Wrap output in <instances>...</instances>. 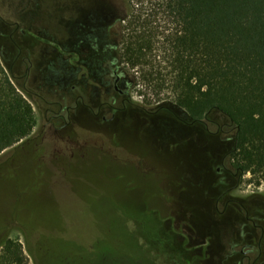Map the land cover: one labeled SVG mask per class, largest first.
I'll use <instances>...</instances> for the list:
<instances>
[{"label":"rangeland","instance_id":"rangeland-1","mask_svg":"<svg viewBox=\"0 0 264 264\" xmlns=\"http://www.w3.org/2000/svg\"><path fill=\"white\" fill-rule=\"evenodd\" d=\"M41 1L49 49L59 35V48L75 50L80 63L87 53L95 64L101 52L112 58L105 35L122 13L120 0ZM1 58L7 66L11 54L5 49ZM12 82L36 120L26 138L0 152V242H20L28 264H93L90 251L101 245L110 264H237L242 250L264 264V178L256 184L243 173L233 204H216L226 187L216 167L234 136L216 131L225 116L193 122L126 81L133 103L112 119L102 111L106 120L81 108L50 149L42 139L45 106ZM95 83L97 106L105 93L97 72Z\"/></svg>","mask_w":264,"mask_h":264},{"label":"trees","instance_id":"trees-1","mask_svg":"<svg viewBox=\"0 0 264 264\" xmlns=\"http://www.w3.org/2000/svg\"><path fill=\"white\" fill-rule=\"evenodd\" d=\"M108 25L114 67L159 109H180L191 121L218 112L234 130L230 159L256 184L264 178V0H120ZM119 73V72H118ZM0 56V152L35 125ZM104 245L93 264H110ZM110 251V249L108 250ZM94 256H98L93 260ZM90 260V261H91ZM114 263V262H113ZM0 264H28L22 244L0 242Z\"/></svg>","mask_w":264,"mask_h":264},{"label":"flooded vegetation","instance_id":"flooded-vegetation-1","mask_svg":"<svg viewBox=\"0 0 264 264\" xmlns=\"http://www.w3.org/2000/svg\"><path fill=\"white\" fill-rule=\"evenodd\" d=\"M14 2L16 6L13 5ZM22 13H26L27 18H22ZM0 26L4 34L0 35V56L5 49L11 54L10 62L7 66L5 63L3 65L10 78L31 100L39 99L45 106L42 139L47 141L50 149L56 143L53 141L56 132L72 125L79 117L81 108L94 119L101 114V118L106 120L102 111L108 112L109 119H112L114 111L124 109L127 102L133 103L126 85L127 80L118 73L112 58L102 57L104 52L100 53L101 60L98 64H95L94 57L89 53L87 57L83 55L80 63L79 53L75 50L59 48V35H56V42L51 43L49 49L48 40L53 35H47L41 0H0ZM105 36L111 41L110 35ZM97 40L100 43L101 37ZM65 51L71 54H66ZM96 72L105 90L97 106ZM60 137L63 138V135L59 133ZM28 142L30 139H26L24 143ZM230 153L231 149L226 151L221 156L220 165L216 167L217 172L223 173L219 180L225 182L226 186L217 197L216 204L222 203L224 209L233 204L235 199L229 195L240 185L243 175L231 162ZM240 203L244 205L242 201ZM249 213L247 210L246 219L256 226V216L250 217ZM242 253L236 260L237 264H256L257 257H251L243 250Z\"/></svg>","mask_w":264,"mask_h":264}]
</instances>
